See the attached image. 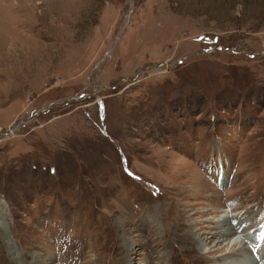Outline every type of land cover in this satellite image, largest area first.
Instances as JSON below:
<instances>
[{"label":"rangeland","instance_id":"1","mask_svg":"<svg viewBox=\"0 0 264 264\" xmlns=\"http://www.w3.org/2000/svg\"><path fill=\"white\" fill-rule=\"evenodd\" d=\"M222 219L234 264L264 227V0H0V264H192Z\"/></svg>","mask_w":264,"mask_h":264},{"label":"bare ground","instance_id":"2","mask_svg":"<svg viewBox=\"0 0 264 264\" xmlns=\"http://www.w3.org/2000/svg\"><path fill=\"white\" fill-rule=\"evenodd\" d=\"M232 221L233 220H231V219L220 220L218 223L215 224V227L217 229L214 230L213 232L212 231L208 232V233H211L210 236H203L201 238H200V236L195 237V241H194V238L191 237L190 235L189 236L187 235L189 239L186 238L185 236H182L179 239V242L182 241L184 244H188V252L192 251V248L189 245L193 241L195 242V244L197 246H201L200 249L207 248V251H205L206 253L199 252L198 258L196 260H194L192 262V264H208L210 261L218 262V264H231L230 259H232L234 257V255L238 252V250L237 251H231L227 254H222L217 258H212L210 255L212 253H214L215 251L221 252L223 250L222 243L225 240H227L229 237L233 236L234 234H236L238 232L239 233L245 232V230L242 229V223L238 219L234 220V223H232ZM255 231H257V230L255 229ZM242 238L246 240L245 243L246 242L247 243L252 242L253 245H251V246L245 245L246 247L244 245H242V247L239 248V250H240L238 253L239 258L237 259L235 257L236 259H234V264H264V232L256 238H255V236H251L250 233H245L244 235H242ZM211 242H215V243H211ZM249 244H251V243H249ZM181 247H182V245H181ZM253 249H256V252L254 254H253ZM249 255H252L253 257H249ZM255 257H256V259H255ZM221 259H229V260H226V262L221 263V262H219Z\"/></svg>","mask_w":264,"mask_h":264},{"label":"water","instance_id":"3","mask_svg":"<svg viewBox=\"0 0 264 264\" xmlns=\"http://www.w3.org/2000/svg\"><path fill=\"white\" fill-rule=\"evenodd\" d=\"M156 65L158 66L159 64L157 63ZM17 125H18V122H16V123H15L12 127H10L8 130H4V131L2 132V134H4V135H9V134H11L12 132L15 131L16 127H18Z\"/></svg>","mask_w":264,"mask_h":264}]
</instances>
